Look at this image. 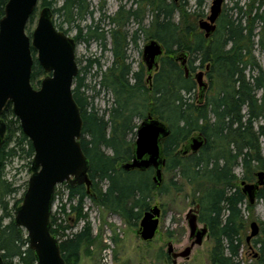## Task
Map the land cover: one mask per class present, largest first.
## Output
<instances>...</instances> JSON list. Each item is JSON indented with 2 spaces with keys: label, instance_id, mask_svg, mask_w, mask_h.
<instances>
[{
  "label": "trees",
  "instance_id": "16d2710c",
  "mask_svg": "<svg viewBox=\"0 0 264 264\" xmlns=\"http://www.w3.org/2000/svg\"><path fill=\"white\" fill-rule=\"evenodd\" d=\"M7 1L0 0V18L5 13ZM143 1L151 20L143 25L142 8L128 10L126 19L131 16L140 24L131 34L121 28L99 31L100 25H96L94 28L89 26V31L82 35V28L77 25L76 42L100 39L103 49L107 50L109 35L113 60L104 67L99 58L89 57L74 79L73 95L83 119L80 141L91 162L92 184L88 191L86 185L72 188L62 183L67 186L69 200L73 198L77 202L71 206L69 203L68 213L67 203L61 204L62 213L52 212L51 232L59 240L66 264H78L83 248L94 242L91 221L84 211L87 198L117 213L128 225L137 226L143 213L151 208L154 190L181 192L190 185L194 193L200 194L199 221L206 224L213 242L212 263L237 264L244 245H247L243 237L247 220L242 205L245 204L248 210L254 208L237 181L255 182L257 173L264 170V68L255 54L256 43L264 53V0H248L242 5V0H236L233 7L236 17L222 9L217 28L208 38L199 31L196 22L181 23V19L192 16L196 20L204 16L207 0H195L193 13L184 0L180 5L175 0ZM256 3L257 11L253 13ZM44 6H50L54 25L67 34L69 30L64 28L65 23H73L76 18L84 19L93 13L88 0H62L60 5L59 0H41V8ZM36 10L27 24L28 31ZM55 15L60 22L54 19ZM111 19L116 21L115 17ZM258 21L262 25L255 33ZM123 25V22L119 23L120 27ZM141 31L146 40L156 39L164 47L159 68L151 81L147 80L143 64L134 69L129 60L128 48L130 44L138 46ZM255 37H258L257 42ZM182 53L187 54L191 72L188 76L177 59ZM32 54L31 82L38 88L46 73L33 47ZM197 62L199 67H209L206 75L212 93L206 94L203 102L196 100L197 82L192 76L198 68ZM94 68L95 77L99 79L93 85L94 93L88 94L87 74ZM102 91L113 97L104 109L94 103ZM148 114L169 126L170 134L163 142L164 169L179 176L178 180L171 178L160 186L152 180L151 168L125 170L122 167L133 157L137 128ZM2 118L7 123V131L0 149V254L3 264H35L36 256L29 247L27 232L14 224L16 210L25 192L17 197L20 187L5 173L7 163L21 157L29 159L32 174L35 150L22 130L11 101L6 104ZM199 133L206 138V143L197 152L184 154L180 147ZM239 167L242 176L236 173ZM257 198L264 199V188L259 190ZM81 220L84 225L80 230L67 233ZM253 242L259 252L256 262L264 264V237H255Z\"/></svg>",
  "mask_w": 264,
  "mask_h": 264
},
{
  "label": "water",
  "instance_id": "95a60500",
  "mask_svg": "<svg viewBox=\"0 0 264 264\" xmlns=\"http://www.w3.org/2000/svg\"><path fill=\"white\" fill-rule=\"evenodd\" d=\"M224 0H213L210 15L201 20L199 27L210 37L217 28ZM39 0H8L5 13L0 18V149L4 144L7 123L2 118L6 104L13 103V111L19 118L22 130L31 140L35 150L32 161L33 172L28 180L23 201L16 210L14 224L25 229L29 247L36 256L35 264H66L58 238L51 232L50 217L53 211L55 190L59 184L67 183L72 188L92 184L89 176L91 162L85 155L81 136L83 119L73 95V83L78 74L76 40L58 29L53 22L50 6H44L37 24L29 35L27 24L38 6ZM46 76L35 88L31 82L34 57ZM164 53L163 45L156 39L149 40L143 47V61L147 66V80L151 81L159 68ZM186 76L190 74L187 54L177 57ZM208 66L207 69L208 70ZM205 73L200 71L195 80L199 87V101L203 102L208 83ZM169 126L152 114L142 120L137 128L131 161L123 163L125 170L154 168L153 180L157 186L163 181L166 165L164 140L169 136ZM206 143L202 134L192 136L183 153L197 152ZM255 182L242 181L241 186L250 204H253L259 189L264 188V170L256 175ZM197 204L187 214L191 245L176 252L169 243L167 252L173 257L188 258L195 245H201L208 236L206 224L200 226ZM161 208L154 205L146 210L140 220L139 233L144 241L152 240L160 225ZM248 243L260 232L256 221L250 224ZM0 264L3 260L0 254Z\"/></svg>",
  "mask_w": 264,
  "mask_h": 264
},
{
  "label": "rangeland",
  "instance_id": "374dc122",
  "mask_svg": "<svg viewBox=\"0 0 264 264\" xmlns=\"http://www.w3.org/2000/svg\"><path fill=\"white\" fill-rule=\"evenodd\" d=\"M88 1L90 2V10L93 12L91 15H88L84 19L76 18L75 22L64 24V28L69 30L68 34L72 37H75L79 32L77 25L82 28V35H85L89 31V26L94 28L96 25H100L99 31L108 32L110 29L121 28L131 34L133 31L138 29L140 25L139 22L134 20L131 16L129 19H126L127 11L131 9L142 8L143 12L141 15L144 17L143 25H147L151 20V14L145 4V1L143 0ZM184 1L188 4L187 7L193 13V10L196 9L195 0ZM212 1L213 0H207L206 5L203 7L205 11L204 16L198 17L196 20L192 16L188 18L186 17L187 19H181V23L186 25L196 22L199 31L205 33V31L199 27V23L201 20L207 19L210 15ZM235 1L236 0H224L222 5L223 11H226L228 15L234 14V17L237 15L236 10L233 9ZM246 1L248 0H242L241 5ZM61 2L62 0H59V5ZM175 2L180 5L183 0H175ZM257 7L258 3L254 6L252 11L253 13L257 11ZM41 9V0H39L35 18L33 23L30 24L29 31L27 30L28 34L29 32L32 33L34 30ZM120 10L121 13L118 14ZM123 15L124 18H122ZM111 17H115L116 21H113ZM54 19L57 22L61 21L56 15L54 16ZM176 19H179L178 14ZM120 22L124 23L123 27L119 26ZM261 25L262 23L259 21L256 23L254 30L255 33L260 31ZM139 35L140 38L138 46L130 44L128 48L129 60L133 63L134 69H138L140 65L143 64L146 75L147 66L143 61V47L148 40H146V36L142 31ZM255 41H258V37H255ZM108 42V49L104 50L100 39L92 38L90 41H86L85 39L78 40L76 42L75 52L76 60L79 62V67L84 66L87 58L89 57L99 58L104 67L110 65L113 57L112 53L109 51L111 46L109 35ZM255 54L259 63L264 68V53L257 43L255 45ZM179 63L181 64L180 60ZM197 64L198 68L192 73V76L195 78L198 72L203 71L205 73L204 80L209 83L210 79L208 74L206 75L205 66L199 67V62H197ZM98 79L99 78L95 77V68L87 74L86 83L90 85V87L86 88L88 94L94 93L93 85ZM199 93V87L197 84L195 91L196 100L200 98ZM211 93L212 90L210 89L206 91V94L210 95ZM112 100L113 97L110 93L102 91L101 94L96 96L94 103L96 107L104 109L105 106L110 105ZM137 122H140V120ZM183 147L184 145H182L180 149ZM29 165V159L21 157L7 163V167L5 169L7 178L14 181L16 185L20 187L17 197H20L27 189L28 180L31 176ZM151 169L153 180L155 170L154 168ZM236 173L239 176H242V169L240 167L237 168ZM171 178L178 180L179 176L175 172H167L163 169L162 184H167ZM240 181L241 180L237 181L238 186H241ZM57 194V199L53 206V212H60L61 204L67 203L68 213L70 211L69 209L71 204H75L77 199L72 198V200H69V192L67 190V186L64 184H59V187H57ZM199 197L200 194L194 193L193 187L190 185H186L184 190L181 192L171 189L166 193H160L158 190H154L149 206L152 207L154 205H159L161 208V217L158 232L155 237L149 241H144L140 236L139 228L141 219L138 221L137 226L128 225L117 213L111 212L87 198L84 204V211L88 213V219L91 221L94 242H92L90 246L83 248L81 252V259L78 264H107L103 261V254L107 248L112 250L113 264H213L210 256L213 242L208 236L204 238L201 245L194 246L188 258L178 257L176 263H174L173 257L167 252L169 243H172L176 252L183 251L186 247L191 245L192 240L189 238L187 214L190 210L196 208ZM252 205L254 207L252 210H248L245 204L242 205V209L247 220V228L243 236L244 242L247 245H244L237 264H257L256 261L259 253L258 247L255 246L253 240L250 245H248L246 241V237L251 232V222L256 221L260 226V232L257 237H264V233H262V229L264 227V199L256 197V200ZM63 216L65 218V215ZM83 225L84 221L81 220L74 226L73 229L67 230V233L78 231L83 227ZM202 225L203 224L200 223V226ZM110 241L112 242L111 244L109 243Z\"/></svg>",
  "mask_w": 264,
  "mask_h": 264
},
{
  "label": "built area",
  "instance_id": "2783aa9c",
  "mask_svg": "<svg viewBox=\"0 0 264 264\" xmlns=\"http://www.w3.org/2000/svg\"><path fill=\"white\" fill-rule=\"evenodd\" d=\"M112 243L111 241L109 242ZM103 261L107 264H113L112 250L110 248L105 249L103 254Z\"/></svg>",
  "mask_w": 264,
  "mask_h": 264
},
{
  "label": "flooded vegetation",
  "instance_id": "af4514ba",
  "mask_svg": "<svg viewBox=\"0 0 264 264\" xmlns=\"http://www.w3.org/2000/svg\"><path fill=\"white\" fill-rule=\"evenodd\" d=\"M188 67H189V66H188ZM189 71H190V69H189ZM199 134H201V133H199ZM185 144H186V143H185ZM185 144H184V146H185ZM241 182H242V181H241ZM249 183H250V182H249ZM241 187H242V186H241ZM261 188H263V187H261ZM261 188H260V189H261ZM260 189H259V190H260ZM197 204H198V203H197ZM197 204H196V205H197ZM199 209H200V208H199ZM198 216H199V214H198ZM199 222H200V221H199ZM200 223H201V222H200ZM202 224H204V223H202ZM208 237H209V235H208ZM256 237H257V236H256ZM253 239H254V238H253ZM253 239H252V240H253ZM252 240H251V241H252ZM246 241H247V240H246ZM247 243H248V242H247ZM248 245H250V243H248Z\"/></svg>",
  "mask_w": 264,
  "mask_h": 264
}]
</instances>
